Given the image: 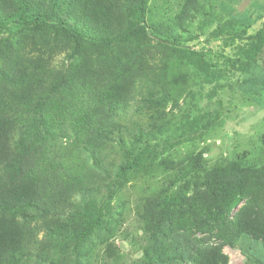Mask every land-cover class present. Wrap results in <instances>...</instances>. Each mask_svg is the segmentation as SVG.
<instances>
[{
	"label": "rangeland",
	"instance_id": "obj_1",
	"mask_svg": "<svg viewBox=\"0 0 264 264\" xmlns=\"http://www.w3.org/2000/svg\"><path fill=\"white\" fill-rule=\"evenodd\" d=\"M139 5L148 34L110 48L75 43L59 29L0 33V70L51 56L55 83L62 84L39 147L47 193L25 214L32 229L22 264H135L158 233L145 211L172 191L190 198L197 219V227L189 218L188 231L168 236L174 244L169 253L178 259L172 264H200L198 249L206 246L219 247L226 264H264L262 244L232 233L224 242L225 228L209 229L213 213L218 223L222 216L216 202L202 198L208 174L219 164L264 167V52L247 72L239 63L233 67L245 40L227 25L235 19L249 33L257 31L264 0H118L116 8L127 22ZM8 6L14 7L13 0ZM67 20L94 35L87 24ZM174 47L201 52L221 78L205 82L195 62L179 57ZM119 84L128 86L127 96L114 102ZM89 113L98 129L86 138L73 125ZM145 149L150 152L141 165L119 177L120 167ZM253 195L243 200V213L257 210ZM99 208L105 211L102 226L77 244ZM181 212L188 215L183 206ZM235 212L227 214L229 224Z\"/></svg>",
	"mask_w": 264,
	"mask_h": 264
},
{
	"label": "trees",
	"instance_id": "obj_2",
	"mask_svg": "<svg viewBox=\"0 0 264 264\" xmlns=\"http://www.w3.org/2000/svg\"><path fill=\"white\" fill-rule=\"evenodd\" d=\"M117 2L13 0L14 7H10L8 4L12 0H0V33L11 29L19 34L59 29L75 43H89L99 48H110L117 43L147 35L149 31L144 7L139 5L132 10L125 22L124 15L116 8ZM68 18L94 28V35L90 36L87 31L71 24ZM230 22L227 25H231L235 37L245 40L238 46L239 57L236 61L231 60L232 66L236 67L239 63L238 68L247 72L264 52V21L254 33H249L248 26L243 22L235 19ZM226 30L225 26L221 28V31ZM150 32L156 37L166 38L159 29L152 28ZM174 50L179 57L195 62L205 82L214 83L221 78L201 52L177 47ZM50 62L51 56L44 58V55H39L35 61L22 66L12 65L0 70V264L23 263L32 229L25 214L29 208H38L44 192L47 193L43 188V171L38 168L47 166L42 154L39 155V147L50 125L51 108L56 110L53 107L56 93L62 87L60 82L55 83L54 68ZM127 92V85H117L112 95L113 101L126 99ZM73 126L78 135L86 138L97 135L98 125L91 113L81 116ZM31 130L34 132L32 135L28 134ZM148 152L150 150L145 149L141 154H136L132 161L122 165L118 171L119 177L138 168ZM208 176L202 198L206 197L209 204L216 202L222 216L218 223L216 212L213 213L214 225L204 220L209 229L225 228L226 233L221 231L223 235H220V240L224 242H228V235L232 233L237 237L246 235L264 246V167L251 169L235 160L229 165L219 164ZM252 194L257 210L243 213V200ZM181 206L188 210V215L182 217ZM234 208L238 212H235V219L229 224L227 214ZM192 211L190 198L181 199L176 191L169 192L160 205L147 208L145 219L153 224L158 233L149 238L152 246L145 249L144 259L135 264H172L178 260L177 255L171 256L169 253V247L174 244L168 243V236L173 232L188 231L192 223L197 227V219L192 217ZM104 216L103 208L96 209L79 231L77 244L83 243L102 226ZM189 218H193V222L187 225L185 220L189 221ZM165 226L171 227L163 235L160 232ZM198 251L202 257L200 264L227 262L226 255L219 247L206 246ZM179 262L182 264V259Z\"/></svg>",
	"mask_w": 264,
	"mask_h": 264
}]
</instances>
